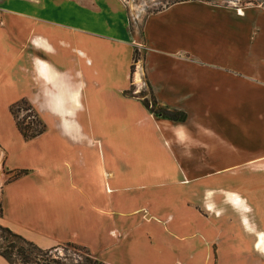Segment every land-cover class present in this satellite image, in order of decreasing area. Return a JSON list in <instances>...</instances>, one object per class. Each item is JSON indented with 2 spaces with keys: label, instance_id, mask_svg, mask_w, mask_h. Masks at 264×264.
<instances>
[{
  "label": "crops",
  "instance_id": "obj_1",
  "mask_svg": "<svg viewBox=\"0 0 264 264\" xmlns=\"http://www.w3.org/2000/svg\"><path fill=\"white\" fill-rule=\"evenodd\" d=\"M115 57L122 85L101 90L98 66L111 72ZM3 85L23 91L6 104L9 119L16 123L11 106L26 99L46 125L26 140L16 123L25 143L50 131L59 148L55 163L45 154L41 167L13 165L0 136L4 227L43 249L72 244L108 264H163L170 241L186 247L172 264H264V6L176 0L149 12L141 30L122 0H0ZM147 90L187 119L150 112ZM95 91L122 101V118L138 110L132 123L165 150L170 168H142L135 174L143 181L131 184L114 151L99 168L68 148L96 143L79 121ZM161 187L168 198L157 206L177 204L180 216L146 203L129 209ZM0 264L13 263L0 253Z\"/></svg>",
  "mask_w": 264,
  "mask_h": 264
},
{
  "label": "rangeland",
  "instance_id": "obj_2",
  "mask_svg": "<svg viewBox=\"0 0 264 264\" xmlns=\"http://www.w3.org/2000/svg\"><path fill=\"white\" fill-rule=\"evenodd\" d=\"M127 7L129 17L131 19V24H139L140 29L142 30V23L144 22L145 17L149 12L159 10L165 5L172 3L176 0H122ZM217 4H226L233 6H246L249 4H258L264 6V0H207ZM139 58V54H136ZM111 72L104 71L99 65V73L96 77L98 82V87L100 85L101 90L105 88H117L122 85L123 79L121 78V70L123 71L122 60L119 57H115L112 61ZM97 90V89H96ZM91 91V90H89ZM22 89L19 87L17 89H7L3 86H0V136L6 148H9L12 152L10 158V164L13 165H25L27 167H41L46 165L43 161V158L48 156L52 163H55V154L59 149L57 143L53 142L52 137H50L52 132L49 131V134H46L44 138L40 140H33L31 143H25L24 138L21 136L20 132L16 127V123L9 119L8 112L6 111V104L14 102L21 98ZM129 95L134 94V89L128 91ZM146 94L148 101L151 105L155 106V100L152 98L149 90ZM23 100V99H22ZM19 103V102H18ZM122 101H116L105 94H100L95 91V96L91 102L87 103L89 109L81 111L79 113V121L82 122L84 126L85 133L96 139V143H87V141H81L75 143V146L68 147L70 150H80L85 153L86 157H91V160H97V167L103 166L110 161L111 151H114L116 157V165L120 169L128 168L130 169V182L131 184H139L143 180L141 177H137L135 173L145 168L149 171H160L168 169L171 167V162L168 154L164 149L160 148L157 144L153 143L150 138H147L143 135V130L138 124L132 123L134 119L138 118V110L135 108L129 109L130 118H122ZM17 104V103H16ZM158 107L157 105L155 106ZM26 107L14 108V113L16 117L23 122L25 125H30V131H34L39 128L38 121L40 120L45 124L34 107V112L30 113L25 109ZM37 113V116L35 115ZM31 115V116H28ZM47 132V131H46ZM153 134V132H151ZM27 140V139H26ZM29 140V139H28ZM70 144V143H69ZM66 145V144H65ZM63 148V145H62ZM50 164V162H49ZM110 165V164H108ZM19 177V176H17ZM15 177V178H17ZM168 181V177H161L163 181ZM156 179V181H158ZM153 182V180H151ZM217 182V180H214ZM69 192V191H67ZM137 192V190H132L131 193ZM139 192V191H138ZM169 187L161 188H150L147 189L142 199H137L136 205H130V208L139 206L140 204H147L149 207L154 208L158 214L161 216H166L169 213H173L176 216H180L181 207L177 204L171 203L170 201H160L157 206L159 198L167 199L168 198ZM146 198V200H145ZM150 199V200H149ZM151 201V202H150ZM179 201V200H178ZM191 209L186 207V209ZM183 212V211H182ZM185 212V211H184ZM0 215H1V204H0ZM3 225L0 223V227ZM7 238V239H6ZM10 243L9 235L0 229V250L4 252ZM93 247L95 249L102 250L101 242H93ZM165 247L171 252V259L163 264H172L171 262L181 255L184 251L185 243H173L168 242V247L163 243ZM12 255V254H11ZM50 255L54 259L59 260L63 264H78L86 262L87 257H92L87 249L72 244L59 245L57 247L50 249ZM10 260L13 264H23L19 257L15 255L11 256ZM105 257L112 260L113 253L107 252ZM128 260V259H127ZM136 264L135 261H124L123 264ZM112 264V263H111ZM139 264V263H138ZM141 264V263H140ZM143 264H150L143 263Z\"/></svg>",
  "mask_w": 264,
  "mask_h": 264
},
{
  "label": "trees",
  "instance_id": "obj_3",
  "mask_svg": "<svg viewBox=\"0 0 264 264\" xmlns=\"http://www.w3.org/2000/svg\"><path fill=\"white\" fill-rule=\"evenodd\" d=\"M136 54L137 51L135 52L134 55V62L131 66V72H134L135 64L138 62V58ZM154 102L156 106L157 105L156 101ZM143 103L150 112L155 113L156 115L163 116L165 118L174 121H185L187 119V114L184 112L172 111L164 107H159L158 105H157L158 107L156 108L154 105H151L146 100ZM22 105H24L26 107L25 109L28 110L30 113L34 112V106L26 99H23L19 103L12 105L11 112L15 117L19 131L23 134L24 138L28 140L43 133L46 130V125L39 120L38 121L39 128L31 132L30 131L31 126L27 124L25 125L23 122H21L14 113V108L15 107L20 108L22 107ZM34 116H37L36 112ZM0 229L5 231L10 237V243L7 249L4 252L0 250V253L4 255L9 261H11L10 260V258H12L11 256L15 255L16 257H19L21 259L23 264H63L59 260L51 257L50 249H43L37 246L33 242L27 240L23 236L15 233L14 231H12L7 227L2 226L0 227ZM78 264H108V263H105L93 257L91 258L87 257L86 262L78 263Z\"/></svg>",
  "mask_w": 264,
  "mask_h": 264
},
{
  "label": "bare ground",
  "instance_id": "obj_4",
  "mask_svg": "<svg viewBox=\"0 0 264 264\" xmlns=\"http://www.w3.org/2000/svg\"><path fill=\"white\" fill-rule=\"evenodd\" d=\"M259 246L264 248V232H261V241L259 242Z\"/></svg>",
  "mask_w": 264,
  "mask_h": 264
}]
</instances>
